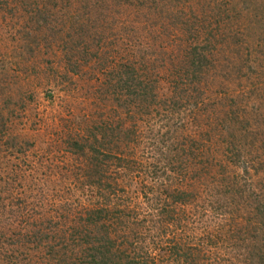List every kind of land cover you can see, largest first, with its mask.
<instances>
[{
  "label": "rangeland",
  "instance_id": "rangeland-1",
  "mask_svg": "<svg viewBox=\"0 0 264 264\" xmlns=\"http://www.w3.org/2000/svg\"><path fill=\"white\" fill-rule=\"evenodd\" d=\"M256 1L262 7L258 14L241 1L233 8L232 0L0 3V264H56L52 247L67 248L68 263L92 259L94 237L84 231L83 216L105 209L112 211L107 227L112 241L118 233L117 248L123 250L124 238L133 240L155 256V264L257 263L264 255V217L258 215L264 208V31L250 37L249 24L251 17L264 20V0ZM88 2L101 16L91 15ZM84 6L88 9L79 10ZM174 14L199 15L197 21L209 29L191 33L201 36L199 48L188 37L194 41L182 52L190 34L176 36L165 28ZM226 15L234 18L233 33L215 29ZM43 16L46 25L37 24ZM213 36L221 39L216 43ZM96 37L102 38L106 58L89 63L85 51L97 49ZM142 38L148 40L145 49L154 47L158 58L163 56V64L171 58L157 66L158 111L136 116L137 142L125 153L131 156L128 172L107 158L116 148L111 143L116 130L129 126L139 101L133 103L130 91L120 88L116 96L106 83L113 76L112 56L123 50L133 59L144 49L136 43ZM206 39L213 49L204 52L202 73L192 76L186 56L194 48L203 52ZM231 42L243 46L239 55ZM169 97L174 99L164 103ZM228 115L243 121L234 138L217 121ZM90 131L84 156L75 145ZM96 153L108 183L114 181L103 193L86 185L87 165ZM176 190L192 195L190 202L174 204ZM39 231L46 235L41 245L34 239ZM19 235L26 247L15 243ZM99 246L97 253L106 251ZM180 247L190 250L189 260Z\"/></svg>",
  "mask_w": 264,
  "mask_h": 264
},
{
  "label": "trees",
  "instance_id": "trees-1",
  "mask_svg": "<svg viewBox=\"0 0 264 264\" xmlns=\"http://www.w3.org/2000/svg\"><path fill=\"white\" fill-rule=\"evenodd\" d=\"M6 3L8 0H5ZM238 1L243 2V4L246 6L247 10H251L253 9V12L255 14L259 13V10L262 8L259 4L258 1L254 2V0H232L233 2V8H236V4L238 3ZM0 3H5L4 0H0ZM116 5L112 6L114 8V12L118 15H120L122 12L121 11V4H118L115 2ZM253 7H250V6ZM90 8H94L93 6H91V4L88 2V6ZM86 6L79 8V10H87ZM98 8V7H97ZM85 12V11H84ZM99 14L100 15V11L93 9L92 13L91 11H87V14ZM44 15L42 12H39L38 15ZM193 15V14H190ZM98 16V15H97ZM101 16V15H100ZM44 17V16H43ZM114 17L115 14H114ZM227 21H224V19H220L216 22L215 24V29L221 30V27H223L225 29V32L227 31H232V26L233 23L231 19V16L226 15ZM47 19V16L44 17L43 20H40L39 17L36 19V23L40 24L43 23L45 24V21ZM196 19V20H195ZM199 19V15L197 16H190V17H182V16H178V14H174L172 16H169L167 20H169V24H167L165 26V28L168 29V31H170L171 33H174V35L179 36L180 34H185V36L187 34H190L189 36L187 35V37L185 38L186 40H184L183 42V51L188 52V48L191 47V45L189 44V42L192 40L190 38L196 39L198 41V48L201 45L200 43V38L201 36H193V35H199V29L200 30H204L209 32V29L207 30V28L203 27L202 23L198 22L197 20ZM82 24V23H81ZM46 25V24H45ZM130 26V23L128 24ZM75 26V25H74ZM84 27H91L90 25H86L83 26L82 24V28L84 29ZM126 27V26H125ZM192 27H196L193 29V31H191ZM124 28V27H123ZM122 28V32H124L125 30ZM249 29H250V37H252L253 33L255 32H261L264 31V20H259L255 17H251L250 18V24H249ZM212 30H214L212 28ZM191 33H193V35H191ZM240 36V34H239ZM241 36H248L246 33H243ZM190 37V38H188ZM249 37V36H248ZM99 37H96L93 39L94 43H96L98 41ZM101 37L99 38V41L97 42L96 45H93L94 47H96L97 49L93 50L94 52H87L85 51L87 54V56H90V61L89 63H92L94 60V62H103L106 58V49L101 45ZM218 39L221 38H216L213 36V41L214 42H219ZM119 40H116V42ZM145 41L148 42V40H145L142 38V40H140L139 44L138 42L137 45L139 46L138 48H144L145 46H148ZM194 41V40H192ZM207 41V39H206ZM231 41V39H230ZM151 43V41L149 42ZM184 43H187L188 45H185ZM231 42L229 43L230 45H235L234 47L237 48V55H239L241 53L242 50V45L241 43H234ZM156 42H154L152 40V46H155ZM212 43L211 41H207V43L205 44L204 48H203V52L197 50V48H194V50L192 52H189L187 54V62H186V67L185 69H192V76H195L196 74H200L202 73L203 70V66H204V62L207 61L206 57L204 56L205 53H207V50L209 51L210 49H213V46H211ZM119 46V45H118ZM232 48H230L231 50ZM206 51V52H205ZM120 53V56H112V60H111V67L110 68V72L112 73L113 76H110L109 80H107L108 82L106 83V85L111 86V88L114 89V94L117 96V94H119L117 92V88H120V91L124 92L126 91H130V95H129V99H134L133 103L136 101L138 102V110H132L133 112L130 111L129 116L134 117L131 118L132 121H130L128 124L129 126L126 124H124L123 126H121L119 128V130H116L115 135L113 136L111 143H113V145H116L115 149H109V157L107 159L111 160V163H115V167L119 169H126V171L130 172L131 171V167L128 165V161L129 158L131 156H129L128 154L125 155V153H130L131 151V144L136 143L137 142V138H138V132H137V128L139 125V120L137 119L136 116H153L152 113H155L156 110L155 106L157 104H159L158 100H157V90L159 88V81H160V73L158 72L157 66H160L161 64H163V56H160L158 58V56L156 55V51L154 47H149V48H144L141 49L139 52H141L142 54H140L138 52V56L135 55L133 59H130L131 55L128 56H124V51L120 50L118 51ZM205 52V53H204ZM81 53V52H80ZM140 54V55H139ZM108 55V54H107ZM111 55H108V57H110ZM93 57V59H91ZM239 57V56H237ZM119 58V61H117L116 59ZM171 57L169 56L166 60H164V64L161 66L163 67L167 62L168 59H170ZM159 63H156L158 62ZM203 63V64H202ZM174 94V93H173ZM133 97V98H132ZM169 99H174V97H169L167 98L164 103H166L167 100ZM123 104H121L122 107ZM127 105V104H126ZM141 105V106H140ZM131 106H124V108L128 109ZM168 112H172V111H168ZM145 114V115H144ZM217 121H219V123L222 125L223 124V129H224V125L228 128V131L232 134L230 135H236L239 131H237V129L242 130L241 126L243 124V121L241 119L240 116H222L221 118H217ZM6 129V127H5ZM218 128H215V131H217ZM92 131H90V133L87 132V135H84V137H82V145L83 147L79 146V145H75L76 147H79L80 149H82V154L84 156H86V151L89 148V143L90 141H92ZM222 131L219 132L220 135H222ZM233 135V138H234ZM95 141L100 144L103 145V141L100 136H98L96 134V136H93ZM103 138V136H102ZM11 139V137L7 138V141H9ZM104 139V138H103ZM12 143L14 142V139L10 140ZM9 141V144L12 145V143ZM15 144V142L13 143ZM103 160L100 159V155L99 153H96V156H94V161L91 164V166L87 165V175H89V171H90V176H86L88 177V182H87V187L88 188H95L98 192L103 193L102 191L107 190V188L112 187L114 184V181L110 184L108 183V178H106L105 173H104V169H103ZM212 164V163H210ZM90 169V170H89ZM109 184V186H108ZM168 193V191H166ZM165 192V193H166ZM177 195L175 196L174 199V204L177 205H183L186 204L188 202H190L191 196L187 191L185 190H176L175 192ZM193 197V196H192ZM103 198H107L104 194ZM2 207L5 209V211H8V206L7 208H5L4 205H2ZM258 215L261 217H264V208L261 207V209L258 211ZM110 214H112V211L110 209H105L103 211L100 210H91V211H87L85 213V216H83V218L85 219L86 223H87V229L85 227L86 230H84L85 232H88L89 235L93 236V243L91 244L90 247V251L91 253L95 252V256H93V258H86L82 261L76 262V261H72V262H67L68 258H70V255L67 256V248L65 249H61V251H56L55 247H52L49 250V255L52 256L51 261L54 262L56 261V264H155L154 263V258L155 256H151L150 252H146L144 253V248L142 246H140L139 243H132L131 241L133 240H128L126 241V238H124V240L121 242V245L123 248L122 251L119 250V248H117L116 246V240H119L118 237V233L117 232H113L116 236V239L114 241H112L111 239H109V235H110V230L107 227V223L109 222L110 218ZM120 223L122 225L121 222V216L120 218H118ZM124 226V225H123ZM121 227V226H120ZM118 227V228H120ZM90 228V232L88 231ZM83 231V232H84ZM119 231V230H118ZM82 232V233H83ZM43 231H39L38 233H36V237H34L35 241L37 243H39L40 245L43 244V238L46 236H43ZM81 233V234H82ZM137 233V232H136ZM136 233L132 234L134 236H136ZM133 236V237H134ZM22 242L23 246L26 247V243L24 240L21 239V236H16V241L15 243L19 246L20 243ZM210 241V240H209ZM86 243H90L89 238H87L85 240ZM96 244H99V249L100 250H104L106 249V251L104 250L99 251L97 253L98 248L95 247ZM171 244L174 247V239L171 240ZM116 250V252L113 254V252ZM180 250L183 252V256L186 259H190V255L189 251L185 249L184 247H180ZM174 255H177L179 253V249L175 250L174 249ZM256 264H264V255L261 256L259 258V260L257 261Z\"/></svg>",
  "mask_w": 264,
  "mask_h": 264
}]
</instances>
